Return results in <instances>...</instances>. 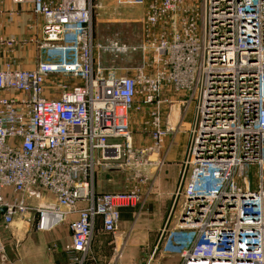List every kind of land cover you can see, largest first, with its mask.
I'll return each instance as SVG.
<instances>
[{
    "label": "built area",
    "instance_id": "obj_1",
    "mask_svg": "<svg viewBox=\"0 0 264 264\" xmlns=\"http://www.w3.org/2000/svg\"><path fill=\"white\" fill-rule=\"evenodd\" d=\"M12 1L44 24L38 67L0 68V190L12 192L0 193L2 225L51 195L63 216L78 213L71 252L83 264L98 220L114 232L120 208L140 201L136 180L161 163L151 157L177 131L170 105L187 91L196 125L172 207L180 197L179 232L166 233L171 210L149 262L163 250L179 264H264V0H147L143 62L123 73L97 63L92 0ZM145 108L150 141L137 147L128 112ZM121 159L126 188L97 189V167ZM6 245L0 230V255Z\"/></svg>",
    "mask_w": 264,
    "mask_h": 264
},
{
    "label": "crops",
    "instance_id": "obj_2",
    "mask_svg": "<svg viewBox=\"0 0 264 264\" xmlns=\"http://www.w3.org/2000/svg\"><path fill=\"white\" fill-rule=\"evenodd\" d=\"M43 24L44 18L34 12L32 3L15 4L12 0H0V68L8 64L25 69L38 67L41 60L38 42ZM8 38H15L23 43L10 47L2 42ZM97 54L98 61L100 53ZM98 62L100 64V61ZM48 87L52 88L50 84ZM133 118L132 114L131 122ZM137 118L143 123L147 122L150 118L148 108ZM188 128L183 124L169 136L170 138L168 137L166 143L170 140L164 151L159 152V155L155 154L159 157L157 159L162 161L150 182L153 211L142 210L139 202L122 206L119 225L114 232H105L99 219L90 251L83 264H179L178 255L165 254L162 250L159 254L155 253L157 258L154 257L150 262L149 256L160 237L164 220L169 215V198L171 199V194L177 187L183 167L182 161L187 152ZM132 136L137 140L136 134ZM138 139L146 144L150 141V134H142ZM104 165L107 170H100L98 173L97 189H125L127 184L124 182V185H121V172L116 169L117 164L111 161ZM144 173L148 174L147 169ZM0 193L12 197L10 190L3 189ZM28 201L33 205V209L16 215L7 227L2 225L0 214V230L7 244L6 253L0 255V264H77L74 259L77 254L71 252L70 223L78 217V213L63 216L60 212L64 211V208H53L51 205L56 202L53 196L48 194L31 197Z\"/></svg>",
    "mask_w": 264,
    "mask_h": 264
},
{
    "label": "rangeland",
    "instance_id": "obj_3",
    "mask_svg": "<svg viewBox=\"0 0 264 264\" xmlns=\"http://www.w3.org/2000/svg\"><path fill=\"white\" fill-rule=\"evenodd\" d=\"M93 3V29H94V39L97 47V52L99 55V62L97 63L101 66H117L120 68H125V71H121L120 73L126 72L128 68H135L140 66L143 62L142 52L139 49V46L142 42L143 32H144V12L147 0H92ZM114 43H118L122 49L111 50V46ZM124 47V49H123ZM171 100L177 99L176 95L169 96ZM170 111L172 114L173 122L177 124V130L181 128L183 124H186L188 128L189 140L191 139L192 130L196 125V99L190 98V94L186 91L183 92L177 99L176 102H172L170 105ZM129 117L134 115V118L130 125L131 135L136 134L137 140H133L137 147L144 145L138 138L140 135L150 134V125L148 122H142L138 120L137 117L140 118L141 112L138 110H131L128 112ZM167 117V114L165 115ZM185 126H183V129ZM135 137V136H134ZM170 138V137H169ZM168 139V138H167ZM166 139V140H167ZM162 146L160 152L164 151L166 144L169 140ZM188 148V145H187ZM151 159L157 160V155H153ZM162 161V159H161ZM117 164L116 169L121 172L120 182L121 185H124V182L127 184L128 177L126 175L127 167L124 166L123 159L118 161H112ZM106 162H103L101 165L97 167L96 178L98 173L101 171L107 170L104 165ZM123 164V165H122ZM160 164L147 168L148 174L144 176V174L137 178L136 182L141 180V190L142 196L140 198L141 209L145 211H153V203L150 202V196L152 193L150 192V182L152 180V176L156 172L158 166ZM249 164L246 166V175L249 179H253V171L249 170ZM150 170V171H149ZM181 176V174H180ZM180 180V177H179ZM179 183V181H178ZM178 186V184H177ZM124 189L121 188V190ZM176 189L171 194V201L169 207V214L172 210L174 200L176 197ZM146 197H144V196ZM166 195L164 194L163 197ZM143 197V198H142ZM149 197V199H148ZM138 203V204H139ZM181 211L180 206V197L176 200V204L174 209L172 210L168 223H167V232L170 233L172 231H178L176 227L177 223V215ZM169 216V215H168ZM167 220V216L165 218ZM164 220V222H166ZM164 226V225H163ZM163 251V250H162ZM160 253V250L156 252ZM157 255L155 254V259Z\"/></svg>",
    "mask_w": 264,
    "mask_h": 264
}]
</instances>
